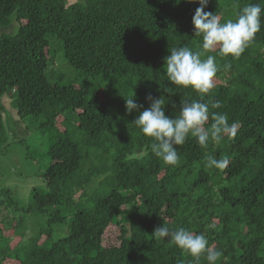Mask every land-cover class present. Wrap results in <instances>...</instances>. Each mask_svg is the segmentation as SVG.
<instances>
[{
	"label": "trees",
	"instance_id": "trees-1",
	"mask_svg": "<svg viewBox=\"0 0 264 264\" xmlns=\"http://www.w3.org/2000/svg\"><path fill=\"white\" fill-rule=\"evenodd\" d=\"M250 3L264 8V0H208L204 11L224 22ZM197 7L188 0H0V28L12 16L19 26L0 35V143L7 139L1 99L11 92L19 119L39 118V127L49 130L60 114L77 111L82 134L75 140L66 130L57 133L45 188L33 189L28 208L43 225L24 233L21 221L15 227L11 219L7 227L19 237L14 246L0 228V264H207L204 255L197 261L155 238L161 225L204 234L222 252L216 264H264V12L260 31L239 57L206 53L216 57L219 70L202 102L237 123L234 139L201 148L189 137L176 146L180 160L172 166L152 154L153 139L132 123L149 107V94L162 99L172 117L182 102L199 99L191 88L169 82L164 70L171 48L200 49L192 24ZM52 37L69 65L95 80L92 91L50 82L45 49ZM133 93L141 107L127 112L125 100ZM216 101L221 106L212 108ZM212 122L210 116L207 126ZM92 149L110 152L111 165L83 163ZM207 155L227 157L229 164L210 169ZM103 174L112 187L80 201L90 187H105V179L90 186ZM10 204L0 200V222ZM111 224L119 228L118 241L104 245ZM63 226L64 234L48 242Z\"/></svg>",
	"mask_w": 264,
	"mask_h": 264
},
{
	"label": "clouds",
	"instance_id": "clouds-1",
	"mask_svg": "<svg viewBox=\"0 0 264 264\" xmlns=\"http://www.w3.org/2000/svg\"><path fill=\"white\" fill-rule=\"evenodd\" d=\"M188 2L199 4L192 16V24L194 35L202 38L200 49L194 51L188 46L171 48L165 57L164 70L169 82L191 88L199 95V99L182 102L179 114L172 117L165 114V102L160 98L153 99L149 94L146 97L150 101L149 107L140 111L132 122L142 134L153 139L152 154L172 166L180 160L176 146L183 145L189 137L194 138L201 148H207L210 141L220 144L225 137L229 140L235 138L237 123L230 124L227 114L210 113L209 104L202 102L204 96L214 88V77L219 70L216 57L206 53L217 52L222 57H239L260 31L261 15L264 12L260 4L250 3L239 9L234 20L221 22L219 15L204 11L208 0ZM228 67L230 65L226 63L224 68ZM133 95L125 100L127 112L141 107L135 103ZM220 106L219 101L211 105L212 108ZM210 116L213 122L207 126ZM228 164L227 157L218 160L213 155L206 156V167L210 169L224 170ZM153 236L160 240L168 239L197 261L204 255L207 264H216L222 256L221 251L209 246L204 234L190 232L183 227L170 230L161 225L154 229Z\"/></svg>",
	"mask_w": 264,
	"mask_h": 264
},
{
	"label": "rangeland",
	"instance_id": "rangeland-1",
	"mask_svg": "<svg viewBox=\"0 0 264 264\" xmlns=\"http://www.w3.org/2000/svg\"><path fill=\"white\" fill-rule=\"evenodd\" d=\"M74 1L68 0L70 3ZM18 28V22L12 16L11 23L6 27L0 28V35L14 34ZM45 50L47 56L51 58L47 68V75L51 83H70L75 87L83 85L88 93L95 88L94 79L79 75L78 70L69 65L64 58L62 47L59 46L56 37H52L49 40V45ZM12 96L13 93L11 92L8 95H3L1 99L4 105L3 118L7 139L6 142L0 143V191L5 192L4 195L0 192V200L6 198L11 204L7 207V214L4 215L5 217L0 222V228L4 235L11 237V245L14 246L18 242L19 237L14 234V227H7V224L12 226L11 222H9L11 219L15 223V227L17 222L21 221L22 226L18 230L24 233L30 231L28 228L35 232L43 225V217L35 212L28 211V208L33 201V189L43 190L45 188L43 173L48 165L54 161L48 154V149L55 140L57 133L66 130L75 140H79L82 134L76 127L77 111L69 110L60 114L56 119L54 128L45 130L39 127V118L29 116L22 120L19 119L16 110L12 108L10 103L13 99ZM111 159L112 154L110 152L103 153L100 150L92 149L89 153V158L83 163L108 166L111 165ZM106 175L95 176L97 177L96 181L90 184V186H95L100 179H105L104 188L103 184L100 187H90L87 195L83 194L79 200L84 202L85 198L95 190L98 193H102L111 188L113 182L110 180V176L106 177ZM127 207V205H124L121 209ZM69 210L70 212L73 211V205H70ZM118 229L114 224L109 225L103 238L104 245L117 243ZM64 232V226L63 231L55 229L52 231L48 242L62 236ZM1 241H4V239L1 238ZM3 264L18 263L7 259Z\"/></svg>",
	"mask_w": 264,
	"mask_h": 264
}]
</instances>
